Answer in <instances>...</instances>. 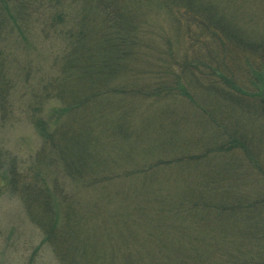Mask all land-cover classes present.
I'll return each instance as SVG.
<instances>
[{"label":"rangeland","instance_id":"rangeland-1","mask_svg":"<svg viewBox=\"0 0 264 264\" xmlns=\"http://www.w3.org/2000/svg\"><path fill=\"white\" fill-rule=\"evenodd\" d=\"M229 2L241 10L234 13L238 28L248 37L264 34V0ZM85 3L46 0L42 7L30 10L41 17L29 14L23 21L5 23L0 58L13 85L5 107L0 106V157L5 163L8 158L14 160L17 166L19 161L20 169L31 178L33 171L39 170L51 190L53 180H58L65 193L77 191V207L85 218L87 236L102 252L113 254L115 261L109 264H122L124 256L134 264H161L176 256H183L187 262L188 255L192 257L189 264H207L195 257L192 245L212 261L226 260L227 264L225 253H237L246 240L238 237L235 244L236 238L228 237L226 245L230 249H219L225 244L220 243V235H209V239L202 235L208 245H198L203 225L211 219L216 222L217 215L203 210L199 199L187 201L184 197H189L187 190L196 182L203 181L200 172L209 171L211 179L225 176V185L215 184L218 189L226 187L243 197L264 198V68L260 66L264 59L238 48L224 50L226 46L210 42L203 28L193 24L192 33L188 32L182 22L178 23V12L170 14L157 2H142L137 20L141 17L144 22L143 33L138 36L144 44L136 46L112 85L129 90L132 83H138L155 95L132 93L138 87L130 93H112L109 102L120 109L114 117L122 115L127 133L112 122L104 136L100 133L103 123L95 125L100 140L93 153L100 160L94 162L100 167L93 165L97 174H92L89 181L69 178L61 163L52 168L35 161L43 142L32 115L37 108L39 112L34 115L52 119L59 105L55 97H48L44 87L59 76L70 48L66 31L74 30ZM9 9L13 13L11 5ZM58 11L63 18L54 21ZM210 85L229 91L233 98L226 101L224 95L213 97L206 91ZM142 130L143 135L136 134ZM222 133L226 140L232 136L242 141L245 149L216 150ZM160 135L164 137L161 143L157 138ZM192 157L200 158L191 163L197 180L186 190L176 177L193 175L186 165L182 168L183 161ZM159 161L163 164L151 182L145 171ZM206 164L215 166L214 172ZM155 192L159 194L157 203ZM32 222L25 200L0 182V264H60ZM229 225L239 230L237 222ZM190 235L194 242L191 246L187 243ZM247 235L251 244L248 253L264 249L263 243L249 237L252 232ZM248 258L249 264L258 262L252 255Z\"/></svg>","mask_w":264,"mask_h":264},{"label":"trees","instance_id":"trees-1","mask_svg":"<svg viewBox=\"0 0 264 264\" xmlns=\"http://www.w3.org/2000/svg\"><path fill=\"white\" fill-rule=\"evenodd\" d=\"M56 1L61 4L62 0ZM84 1L86 3L81 18L77 21L74 30L66 31L70 48L63 57L59 76L44 87L48 97H55L59 105L51 115L52 119H44L39 114L34 115L35 111L39 112L37 108L35 111L33 110L32 115V122L43 142L42 147L35 154V161L37 163L41 161L52 168H56L58 163H61L65 172L69 173V178L89 181L92 180L88 179L92 174H97L95 167H100L97 165L100 160L98 157H94L93 153L98 148L100 140L98 139L99 135L95 133V125L103 123L104 127L100 133L104 136L110 132L106 126L112 122H117L118 128L123 133H127V125L122 123L125 121L122 115L114 117V113L119 112L120 109L109 102L112 93L124 91V93H130L134 90L133 88L138 87V90L132 93L148 94V97L155 95L153 90L144 88L138 83L131 84L132 87L129 89L131 91L120 85H112V82L116 81L118 76L123 73V68L127 66V61L135 53L136 46L142 47L144 44L138 38L139 34L143 33L142 23L144 22L141 17L137 20L142 2H157L158 6L170 14L178 12L180 16L178 14L176 19L178 17V23L182 22L188 32L192 33L191 27L195 24L207 32L206 35L211 40L210 42L226 46L224 50L238 48L250 52L256 59H259V56L264 59V34H261L260 37H248V34L238 28L234 13L241 12V10L236 7L235 3L229 2L230 0ZM45 2L46 0H0V39L5 35L3 27L8 20L23 21L29 14H40L31 13L30 10L42 7ZM9 5L12 6L13 13H11ZM63 15L62 11H58L54 21L62 20ZM260 66L264 68V65L260 64ZM11 82L4 61L0 58V106L5 107L7 95L13 85ZM225 82L227 83V79ZM128 84L130 83L128 82ZM202 85L204 86L203 83ZM215 87L210 85L206 91L212 93L213 97L219 94L224 95L223 99L226 101L233 98L229 91H222ZM107 119L110 122H107ZM143 132L142 130L136 134L143 135ZM230 137L226 140L222 133L219 146L217 149L213 148L221 152H228L238 146L245 149L242 141ZM157 138L161 143L164 137L160 135ZM198 159L200 158L192 157L188 162L187 160L183 161L182 168L186 165V168L192 172L191 163ZM4 160L0 157V182H5L8 189L17 192L25 200L32 223L40 229L44 244L52 249L60 264H109V262L115 261L112 259L115 258L112 253L102 252L92 243L91 238H88L85 218L82 217L77 207V191L70 195L65 193L64 187L58 183V180H53V189L51 190L47 187L45 178L41 179L43 175L39 170L33 171L34 177L31 178V175H27L20 169L19 161L17 166L14 160L8 158L6 163ZM95 161L97 164L94 163ZM207 162H211V160ZM161 164L163 162L159 161L157 165H150L145 171L146 179L151 182L155 181L156 174H158L157 169ZM207 166L211 168L209 165ZM200 173V178L203 181L201 183L199 181L198 185L196 182L193 187L190 185L197 180V176L193 172V175L181 174L176 177L181 187L183 186L186 190L188 186L191 187V190H187L189 197H184L187 201L199 199L203 210H206L208 214L215 212L217 215L216 222L211 219L203 225L198 245L204 244V248L208 245L207 241L201 238L202 235L209 239V235L217 234L220 235V243H225L219 246V249L224 247L229 250L230 248L226 245L228 237L233 240L236 238L235 244L240 237L243 242L246 240V244H242L238 252L232 256H230L231 253H225L228 255L227 264H249V255L258 260L255 264L259 262L264 264V249L248 253L251 244L247 241V234L250 231L252 235L249 237L254 236L253 239L258 241L255 243H263L264 248V198L262 195L250 198L241 196L240 192L239 195L237 192L232 193L224 186V189H218L219 187H216L215 184L223 183L225 185V176L219 175L217 178L211 179L212 175L209 171ZM75 189H77L76 186ZM158 197L159 194L154 198L155 203L159 201ZM219 220L220 224H218ZM231 222H237L238 226L240 225L239 230L235 231L231 228L229 225ZM188 242L190 246L194 244L191 235ZM192 247L190 250L195 248L193 251L195 257L207 261V264L226 263V260L224 263L219 260L214 262L211 260V256L207 257L199 248L196 249V245H192ZM198 252L202 257L198 256ZM124 257L122 264H134L129 257L126 259ZM182 258L183 256H176L168 261L164 260L161 264H170L172 261L177 264H189V260L192 259L189 255L186 259L187 262Z\"/></svg>","mask_w":264,"mask_h":264}]
</instances>
